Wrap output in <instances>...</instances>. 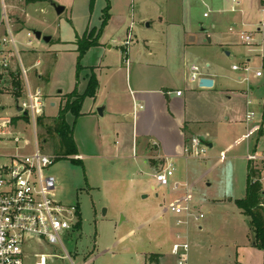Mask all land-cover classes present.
Listing matches in <instances>:
<instances>
[{"label": "rangeland", "instance_id": "1", "mask_svg": "<svg viewBox=\"0 0 264 264\" xmlns=\"http://www.w3.org/2000/svg\"><path fill=\"white\" fill-rule=\"evenodd\" d=\"M54 1L66 7V11L61 15L56 13L49 0L36 3H27V0H0V23L6 19L14 30L17 51L12 48L13 69L22 70L19 61L21 59L31 85L41 88L43 82L39 80L38 75L42 74L43 81L47 82V73L41 70L40 65L33 66L38 56L29 61L30 58L26 54L33 51L40 53L44 64L55 58L54 66L49 65L51 82L47 84V91L53 93L52 96H56L60 89L75 86L76 81L78 85L80 82L81 91L85 89L87 72L82 69L77 77L78 53L74 51L72 42L81 38L87 27H90L89 32L92 27H99L102 11L108 3L110 14L116 15L120 24L113 27L103 38L106 45L104 64L117 65L125 54L122 48L127 47L128 38L133 40L132 34L127 30V25L131 23L132 0ZM200 12L202 19L204 12L210 14L208 10L201 9ZM25 19L29 23L28 28H24ZM126 21L127 24H123ZM262 22L260 26H264V19ZM34 30L53 36L54 40L49 44L37 40L33 34ZM244 30L247 32L244 34L251 33L253 36L252 43L245 44L243 48L253 60V63L249 64L252 69L249 79L256 89L249 97L253 101L251 110L258 113L261 111L258 108V99L264 97V87L257 88L259 82L254 80L253 76L258 69L264 72V44L259 41L262 33L257 27ZM2 33L3 28L0 29V35ZM59 38L67 45H59ZM110 45L114 48L108 50ZM94 52L96 51L91 50L83 56L82 66L93 59L94 55L91 54ZM91 71H94L93 67ZM21 79L25 85L22 73ZM251 85L249 84V87ZM247 86L248 84L244 83L241 91L247 90ZM43 94L47 103H51L52 98L48 100L44 90ZM25 97L24 87L21 98ZM0 103L3 108L1 120L8 122L5 130L8 133H17L22 138L20 151L23 154L34 151L35 132L43 153L60 152L58 139L49 138L44 142L41 138L44 130L38 124L35 128L31 118L21 120L12 88L0 85ZM88 104H85L84 110H88ZM59 109L60 106H46L43 116L47 123H54ZM68 121L70 124L74 123L72 115L68 116ZM95 128L86 119H81L76 124L78 141L81 147L85 148V151L82 149L83 153L87 152L83 162L62 158L47 170V173L57 180L55 197L65 205L78 204L83 218L81 231L63 236V244L69 257L58 246L41 249L59 256L54 258L53 264H152L153 255L171 256L172 245L179 229L175 215L168 209L172 201V185L177 181L176 176L182 178L180 182L177 181L181 185H186L188 179L195 198L194 204L201 205L200 199L203 200L198 212L205 215L200 221L204 228L202 231L192 229L188 237L192 264H229L236 256L237 244L251 243L247 236L249 220L240 213L236 205L237 199L245 197L247 161L243 158H230L237 151L242 150L238 153L241 155L245 153V144L238 146L235 151L227 152V158H189V175L185 161L176 164L178 171L170 179V185L162 186L154 178L151 167L140 159H109L107 155L110 153H105L104 147L111 145L110 148H115L119 140L111 130L102 137ZM7 136L10 138L11 135ZM100 143L103 147H100ZM4 144L8 145L6 149L12 152L16 147L11 141ZM1 145L0 142V148ZM210 153L211 149L208 148L209 156ZM181 190H185V187ZM182 230L187 234L185 229ZM63 256L65 257L62 258ZM166 263L173 264V261Z\"/></svg>", "mask_w": 264, "mask_h": 264}, {"label": "crops", "instance_id": "2", "mask_svg": "<svg viewBox=\"0 0 264 264\" xmlns=\"http://www.w3.org/2000/svg\"><path fill=\"white\" fill-rule=\"evenodd\" d=\"M132 3L131 23L127 25V30L132 34L133 40L122 48L127 54L122 55L117 65L104 64L106 45L103 38L120 24L116 15H111L100 44L88 51L96 52L91 54L94 55L93 59L83 66V70L87 72V83L83 91L80 90V82L78 85L76 81L75 86L60 89L56 96H52L53 93L47 91V84L51 82L49 65L54 66L55 58L44 64L40 53L33 51L26 54L29 61L38 56L33 66L40 65L41 70L47 73V82L43 81L42 74L38 78L43 82L41 89L48 100L52 98L49 103L52 108L59 107L65 96L76 88L83 94L92 73L98 78L96 97L84 101L79 118L72 115L74 140L78 150L76 156L81 157L78 160L83 162L87 156V152L83 153L85 148L78 141L76 129V124L81 119L88 120L94 128L96 126L95 131L100 136H106L111 130L119 140L115 148H110L111 145L104 147L105 153H110L107 155L109 159L138 158L151 167L154 175L166 161H172L175 168L176 164L185 161L189 175L188 160L193 157L186 154V149L193 139H200L211 149L210 156L207 154L205 158H200L204 160L223 156L227 158V152L235 151L238 146L245 144V153L238 154L242 152L240 150L230 158H243L247 161V188L251 164L246 156L249 152L264 150V97L258 99L261 111H252L253 101L249 96L256 88L251 85L250 79H243L242 71L234 70L233 66H249L253 63L247 50L243 48L247 44L242 38L246 35L244 32L247 33L244 28L257 27L262 33L259 41L264 44V26H260L264 19V0H132ZM201 9L208 10L210 14L204 12L202 19ZM5 21L0 23V29L3 28L1 35L6 32ZM24 21V28H28V21ZM123 24H127V21ZM10 27L13 33L11 24ZM53 40L52 36L49 43ZM57 43L63 45L64 41L59 38ZM72 45L78 53L76 41ZM113 48V45L107 47L108 50ZM13 57L14 55L11 57V71H15L12 66ZM19 61L24 67L21 59ZM92 67L94 71H91ZM193 67L199 68V76L195 81L190 79ZM205 77L214 81L212 87H200L199 81ZM253 78L259 82L257 88L264 87V72L262 76L254 75ZM244 83L248 84L247 90L241 91ZM6 84L9 86V83ZM32 87L39 88L37 85ZM177 92H181V95ZM86 103H89L88 110H84ZM102 106L104 111L101 116L97 110ZM249 111L254 113V117L248 123L246 114ZM68 116L71 114L67 115V120ZM100 147H103L102 143ZM177 171L176 168L175 174ZM176 178L179 182L182 180L179 176ZM261 184L264 191V181ZM183 186L185 190H181ZM181 188L178 191L172 190L170 205L184 197H189L194 204L195 198L188 179ZM200 200L202 205L203 200ZM201 205L194 204L198 210ZM238 210L243 214L239 208ZM203 228L200 222L192 221L185 230L189 237L192 229L202 231ZM247 236L251 243L237 244L236 256L229 264H264V252L255 246L250 227ZM167 261L175 264L172 254L169 257L161 254L158 261H152V264H167Z\"/></svg>", "mask_w": 264, "mask_h": 264}, {"label": "built area", "instance_id": "3", "mask_svg": "<svg viewBox=\"0 0 264 264\" xmlns=\"http://www.w3.org/2000/svg\"><path fill=\"white\" fill-rule=\"evenodd\" d=\"M5 23L6 32L0 36V73L10 69L11 57L14 55L12 48L17 51L10 24L8 21ZM242 38L247 44L253 41L252 34L243 35ZM262 40L264 41V35ZM131 42L132 39L128 38L126 46ZM31 43L30 41L29 44ZM21 69L25 79L26 97L16 99L17 106L22 108L18 112L23 121L26 120L24 117L28 120L31 118L36 128L39 118L44 115V109L50 104L45 100L41 88H33L30 85L27 69L23 66ZM233 69L242 71L243 79L249 81L252 70L249 66L234 65ZM198 76L199 68L193 67L190 79L195 81ZM256 76H262V72L257 71ZM177 94L181 95V92ZM2 110L0 103V264H53L54 258L59 256L41 249L58 246L67 253L63 236L77 231V204L65 205L55 197L57 180L47 173V170L55 164L57 157L40 150L36 132L34 151L23 154L20 151L22 138L17 133H8L5 130L8 122L1 120ZM253 117V112H247L246 122H251ZM9 134L10 138L7 136ZM9 141L16 145L13 152L6 149L8 145L4 144ZM207 150L204 143L196 138L186 149V154L200 159L207 156ZM246 158L251 168L258 172V180L264 181V150L249 152ZM175 172L174 163L166 161L155 173L154 178L160 185L169 186ZM180 187L181 184L175 182L172 190L178 191ZM169 211L176 216V225L179 228L171 250L175 264H192L191 245L182 228L186 229L192 221L200 222L205 215L198 212L189 197L170 205ZM67 256L69 257L68 253Z\"/></svg>", "mask_w": 264, "mask_h": 264}, {"label": "trees", "instance_id": "4", "mask_svg": "<svg viewBox=\"0 0 264 264\" xmlns=\"http://www.w3.org/2000/svg\"><path fill=\"white\" fill-rule=\"evenodd\" d=\"M48 0H27V3L44 2ZM110 3L105 7L102 16L101 26L96 29L87 31L81 38L76 41L78 51V68L77 77L83 66L81 65V59L83 56L93 47L100 44V39L108 26L111 19ZM6 83H9L7 86ZM4 87H10L13 89V94L16 99L22 96L23 81L21 79V73L19 70L0 73V85ZM99 89V81L95 73H92L87 88L83 94L78 92L76 88L70 94L65 96L60 105V109L54 123L49 124L46 122L45 117L42 116L38 120V125L44 130L41 138L46 142L49 138L58 139L60 152L54 153L57 160L62 158H71L74 162H81L75 159L74 156L78 154L77 146L74 140V124H70L67 120V115L71 114L76 119L82 115V108L84 101L87 98H95ZM28 120L27 117H24ZM17 118L14 119L16 122ZM259 174L256 170L249 168L247 178L246 195L242 199L236 200L237 207L241 212L248 217L249 225L253 233V241L255 246L264 252V191L261 182L258 180ZM78 223L75 226V230L81 231L83 226V218L80 210V206L77 204ZM161 255H153L152 261H158Z\"/></svg>", "mask_w": 264, "mask_h": 264}, {"label": "water", "instance_id": "5", "mask_svg": "<svg viewBox=\"0 0 264 264\" xmlns=\"http://www.w3.org/2000/svg\"><path fill=\"white\" fill-rule=\"evenodd\" d=\"M49 1H50L51 5L54 7V9H55V11H56V13L58 15H61L65 11V9H66L65 6L57 3L54 0H49ZM33 34H34V36L36 37L37 40H43L46 43H49L52 40V36H49V35H44L43 36L41 31L34 30ZM199 85H200V87L209 88V87H212L214 85V81L211 78H206V77L205 78H201L200 81H199ZM17 110L21 111L22 108L17 106ZM97 111L102 116L103 115V111H104V107L102 106V107L98 108Z\"/></svg>", "mask_w": 264, "mask_h": 264}]
</instances>
